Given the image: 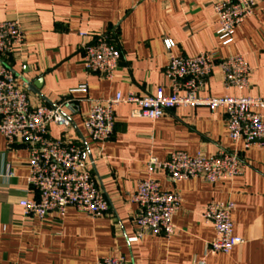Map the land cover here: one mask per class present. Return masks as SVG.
Returning <instances> with one entry per match:
<instances>
[{"label": "crops", "instance_id": "1", "mask_svg": "<svg viewBox=\"0 0 264 264\" xmlns=\"http://www.w3.org/2000/svg\"><path fill=\"white\" fill-rule=\"evenodd\" d=\"M212 0H0V22L17 20L24 32L22 47L6 63L25 85L29 98L51 106L64 97L81 99L70 126H49L54 140L72 141L109 210L91 218L73 207L65 215L41 222L25 216L18 203L33 199L27 184L28 153L21 144L7 150L0 134V170L10 166L13 177L0 176V264H94L99 257L122 256L127 264H264V147H245L227 135L224 111L203 107L177 108L159 119L132 118V105L114 108L115 131L106 144L92 142L83 127L89 110L84 98L106 99L120 93L169 94L164 74L167 55L194 57L240 55L251 67L249 88L225 89L218 71L207 79L202 97L264 98V0L246 19L228 46L216 37L218 22ZM79 34H85L80 37ZM109 34L120 52L111 80L87 73L81 47L90 38ZM38 80L40 86L33 85ZM31 86V91L27 86ZM86 86V92L69 93ZM264 115V109L260 111ZM219 150L236 153L244 168L240 176L214 184L190 179L169 184L162 172L152 178L163 191H175L180 208L173 216L169 238H135L136 206L129 196L146 177L150 157L165 160L174 151L209 157ZM232 202V234L243 240L227 254L211 255V225L202 221L211 203Z\"/></svg>", "mask_w": 264, "mask_h": 264}, {"label": "built area", "instance_id": "2", "mask_svg": "<svg viewBox=\"0 0 264 264\" xmlns=\"http://www.w3.org/2000/svg\"><path fill=\"white\" fill-rule=\"evenodd\" d=\"M262 0H212L211 6L218 22L216 37L222 46L232 43L242 23L250 18ZM85 37V34H79ZM109 34L90 38L82 49L83 66L87 73L111 80L117 69L120 52ZM24 43V32L17 20L0 22V134L6 149L21 144L28 153L27 184L33 199H22L18 205L25 216L42 221L50 215L62 218L67 207L98 218L109 210L108 203L99 192L90 172V164L83 160L82 150L72 141L54 140L49 136V126L62 129L70 126V116L78 112L81 99L64 97L46 106L32 101L25 85L19 86L17 78L6 63ZM167 55L164 69L169 94L158 89L154 95L138 96L134 93L115 94L106 99L84 98L89 110L83 118V127L89 139L99 145L106 144L114 135V108L132 105V118L156 120L177 108L203 107L211 113L224 111L225 127L232 142L242 141L245 147H264V98L202 97L207 79L216 70L225 89L249 88L251 67L240 55L215 56L202 52L194 57L175 55L172 40H163ZM86 92V86L69 93ZM244 165L236 153L219 150L205 157L188 156L184 152H171L167 159L150 157L146 163V177L140 180L130 201L135 204L133 223L135 238L143 236L169 238L174 234L173 216L180 208V197L175 191H163L152 178L162 172L169 184L198 179L214 184L231 180L243 172ZM3 178H12L10 166L0 170ZM233 203H211L202 213V221L211 225L214 238L207 244L206 252L227 254L243 240L232 234L231 212ZM264 246V236L261 239ZM94 264H127L122 256H103Z\"/></svg>", "mask_w": 264, "mask_h": 264}, {"label": "water", "instance_id": "3", "mask_svg": "<svg viewBox=\"0 0 264 264\" xmlns=\"http://www.w3.org/2000/svg\"><path fill=\"white\" fill-rule=\"evenodd\" d=\"M40 83H41V81H40V80H38L37 82H35V83H34V85H33V86H34L35 88H38V87L40 86ZM27 88H28L29 90H31V91H34V92H35V90H33V88H31V86H29V85H28V86H27Z\"/></svg>", "mask_w": 264, "mask_h": 264}]
</instances>
